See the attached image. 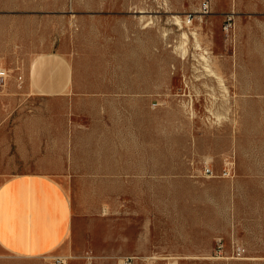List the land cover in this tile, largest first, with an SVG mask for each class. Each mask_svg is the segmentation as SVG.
<instances>
[{
    "label": "rangeland",
    "instance_id": "374dc122",
    "mask_svg": "<svg viewBox=\"0 0 264 264\" xmlns=\"http://www.w3.org/2000/svg\"><path fill=\"white\" fill-rule=\"evenodd\" d=\"M0 68V171L74 207L0 264H264V0H0Z\"/></svg>",
    "mask_w": 264,
    "mask_h": 264
},
{
    "label": "crops",
    "instance_id": "0c3cea01",
    "mask_svg": "<svg viewBox=\"0 0 264 264\" xmlns=\"http://www.w3.org/2000/svg\"><path fill=\"white\" fill-rule=\"evenodd\" d=\"M0 171V254L37 258L69 250L74 207L54 175Z\"/></svg>",
    "mask_w": 264,
    "mask_h": 264
},
{
    "label": "built area",
    "instance_id": "2783aa9c",
    "mask_svg": "<svg viewBox=\"0 0 264 264\" xmlns=\"http://www.w3.org/2000/svg\"><path fill=\"white\" fill-rule=\"evenodd\" d=\"M192 21H193V17L189 16L188 20H187V24H191ZM9 76H10V73H9V71L7 69L0 68V85L2 83H4ZM18 79L22 80V77H19ZM205 173L209 174L210 173V169H206ZM53 259H54L55 264H67V258L66 257H55ZM86 259L91 261V260H93V257L91 255H88L86 257ZM133 261H134L133 257H126L125 261H124V264H133ZM90 264H92V263H90Z\"/></svg>",
    "mask_w": 264,
    "mask_h": 264
},
{
    "label": "bare ground",
    "instance_id": "6f19581e",
    "mask_svg": "<svg viewBox=\"0 0 264 264\" xmlns=\"http://www.w3.org/2000/svg\"><path fill=\"white\" fill-rule=\"evenodd\" d=\"M176 20V19H175ZM178 22H180L179 20H178ZM182 23V22H181ZM192 34V33H191ZM194 34V36H196V33H193ZM184 38H186L187 39V35L184 33ZM183 38V37H182ZM197 38V37H196ZM185 41V40H184ZM194 42H195V40H194ZM181 45V44H180ZM184 47V46H183ZM182 53V52H181ZM207 62H208V60H207ZM210 65V64H209ZM215 74V73H214ZM222 84H223V82H222ZM186 107V106H185Z\"/></svg>",
    "mask_w": 264,
    "mask_h": 264
}]
</instances>
